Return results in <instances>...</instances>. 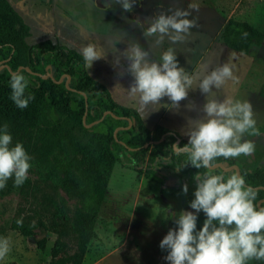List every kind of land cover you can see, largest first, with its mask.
Segmentation results:
<instances>
[{
	"label": "rangeland",
	"instance_id": "374dc122",
	"mask_svg": "<svg viewBox=\"0 0 264 264\" xmlns=\"http://www.w3.org/2000/svg\"><path fill=\"white\" fill-rule=\"evenodd\" d=\"M8 2L30 28V36L26 39L29 45L50 40L79 53L82 43H95L104 57L95 61L90 69L85 67L87 74L105 86L117 104L134 110V102L119 101L120 85L115 88L117 81L124 87L133 81L129 61L124 55L127 44L139 43L149 52L151 61L158 59L171 43L167 36L160 43L156 36L147 38L136 25L127 21V11L121 13L124 20L121 23L119 10L122 7L114 0L111 2L116 11L98 10L94 0ZM100 5H105V1L100 0ZM168 6L187 8L191 12L189 18H198L197 27L191 30L187 39L174 45L179 66L195 75L196 80L188 90V96L179 102L178 109L162 105L144 120L136 110L145 127L152 130L160 126L187 141L183 135L186 118L195 120L203 115L200 106L204 103V95L198 89L199 80L217 64L230 60L235 65L237 79L226 81L217 99H247L251 103L256 124L245 138L254 143V151L240 157L249 168H264V40L260 45H253L247 54H242L229 49L220 38L229 19L244 21L264 32V0H171ZM117 59L119 67L114 64ZM189 102L194 103L191 110L186 107ZM161 103L170 101L164 97ZM152 107L149 105L143 111H150ZM42 113L40 106L37 116ZM58 118L73 146H85L99 161L102 160V136L83 131L76 120L66 115L59 113ZM111 124L114 120L107 118L94 124V131L105 133ZM83 125L90 124L84 120ZM31 157L32 167L25 183L17 187L9 179L6 187L0 189V237H6L10 245L7 255L0 257V264H48L56 238L50 225L53 221L60 223L63 215L70 218L74 210V201L67 200L65 205L62 204L61 198H66L57 190V177L49 171L50 166H36L35 157ZM157 171L165 176V184L148 180L118 162L113 164L106 197L82 264H168L164 260L167 253L160 249L159 242L170 228L176 227L174 221L168 219L169 214L191 210L189 202L193 199L195 184L184 194L185 180L176 178L168 163L160 162ZM13 220H25L35 225V235L27 238L10 229ZM39 223L47 228L42 229ZM44 236L48 241L45 249L39 250L35 240ZM67 245L66 253L71 254L73 244L67 240Z\"/></svg>",
	"mask_w": 264,
	"mask_h": 264
},
{
	"label": "trees",
	"instance_id": "16d2710c",
	"mask_svg": "<svg viewBox=\"0 0 264 264\" xmlns=\"http://www.w3.org/2000/svg\"><path fill=\"white\" fill-rule=\"evenodd\" d=\"M244 33H247L246 37ZM29 36L30 28L22 17L8 0H0V123L9 125L13 142L23 143L27 152L35 157L36 166H50L49 171L57 177V190L66 198H61L62 204L65 205L67 200L74 201L70 218L63 215L60 223L53 221L50 225L56 238L48 264H82L115 162L159 184H165L166 178L157 171V166L160 162L168 163L172 174L185 180L188 187L195 184V173L207 170L195 169L188 164L186 154L172 149V144L183 145L186 140L160 126L147 129L136 110L117 104L106 87L87 74L77 51L50 40L29 45L26 42ZM220 38L229 49L247 54L253 45L263 42L264 32L244 21L229 19ZM18 70H23L28 77L27 91L34 95L25 109L17 108L10 99L8 81L10 74ZM66 76L69 77L67 85ZM61 77L62 81L57 83ZM40 106L43 113L38 117ZM105 112L111 115H105L101 123L107 118L114 120L105 133H96V124L89 128L83 125L84 115L86 122L91 124L100 120ZM59 113L76 120L83 131L102 136V160L99 161L85 146L72 145L59 121ZM116 128L121 129L114 137ZM36 144L38 148H34ZM219 164L221 166H216ZM234 166L237 171L230 169ZM211 167L217 174L235 172L243 175L246 184L257 191V206H264V168H249L240 156L218 157ZM204 219L201 212L198 228ZM17 221H11L10 229L27 238L35 235V225L25 220ZM38 225L47 228L43 223ZM67 240L74 247L71 254L66 253ZM47 241L46 236L36 239V247L44 250ZM249 264L264 262L253 260Z\"/></svg>",
	"mask_w": 264,
	"mask_h": 264
},
{
	"label": "clouds",
	"instance_id": "9594fccd",
	"mask_svg": "<svg viewBox=\"0 0 264 264\" xmlns=\"http://www.w3.org/2000/svg\"><path fill=\"white\" fill-rule=\"evenodd\" d=\"M123 10L132 12L138 0H114ZM187 8L169 7L154 13L151 23L140 21L146 36H156L157 43L165 36L171 41L158 59L149 60V52L137 42H129L124 55L129 61L133 81L124 87L119 81V101L134 102V107L144 120L162 105L168 109L179 108V102L188 96L196 76L179 66L175 44L183 42L191 30L198 25V18L192 17ZM146 25V26H145ZM245 37L247 33L243 34ZM116 43H119L118 41ZM79 54L87 69L104 56L93 42L82 43ZM120 66V61H114ZM235 65L231 61L217 64L199 80L198 89L204 95L200 106L202 116L193 120L186 118L183 135L187 143L172 144L173 150L186 154L188 164L195 169H206L193 175L195 189L189 209L171 212L168 219L176 225L170 228L159 242L167 254L168 264H249V261L264 262V206H257V191L246 184L239 173L217 174L211 171L212 162L218 157H239L254 151V143L245 134L256 124L251 103L247 99L218 100V93L226 81L235 80ZM10 99L19 109L28 107L34 95L28 92L29 79L23 70L10 74L8 81ZM167 97L170 103L162 104ZM152 105L150 111H143ZM186 107L191 110L194 103ZM32 157L22 142H13V135L7 123H0V189L6 187L9 179L17 187L28 179ZM187 164V165H188ZM181 169V168H178ZM184 194L188 185L182 186ZM205 219L198 228L200 213ZM21 223V221H17ZM10 250L9 240L0 237V257Z\"/></svg>",
	"mask_w": 264,
	"mask_h": 264
},
{
	"label": "flooded vegetation",
	"instance_id": "af4514ba",
	"mask_svg": "<svg viewBox=\"0 0 264 264\" xmlns=\"http://www.w3.org/2000/svg\"><path fill=\"white\" fill-rule=\"evenodd\" d=\"M105 5L101 6L100 5V0L97 1L96 4L97 7H99L98 10H114V4H112L111 0H104ZM171 0H138L137 4L133 5V10L132 12L127 13V21L136 25L140 31L144 33V26H141L140 23H137V20L140 21H145L147 20L149 23H151V17L153 16L154 13H158L160 11H167L170 6ZM122 7V6H121ZM119 15L121 18V13H125L126 10L120 9L119 10ZM121 23H124V20L121 18ZM146 26V25H145ZM132 31V30H131ZM133 35H137L134 34ZM146 36V35H145ZM147 38H150L151 36H146Z\"/></svg>",
	"mask_w": 264,
	"mask_h": 264
},
{
	"label": "water",
	"instance_id": "95a60500",
	"mask_svg": "<svg viewBox=\"0 0 264 264\" xmlns=\"http://www.w3.org/2000/svg\"><path fill=\"white\" fill-rule=\"evenodd\" d=\"M97 1H98V0H95V3H97ZM48 76H50V74H48ZM43 78H44V77H43ZM62 79H63V77H61V78L57 81V83H60V82L62 81ZM68 81H69V77L66 76L65 85H67ZM105 115H111V114L108 113V112H105L100 120L95 121V122L91 123L90 125H88V126H86V127L89 128V127H91L92 125L99 123L100 121H102V119H103V117H104ZM113 117H114V116H113ZM114 118H116V117H114ZM84 120H85V115L82 117V122H83V123H84ZM118 129H121V128H116V129L113 131V136H114V137H115L116 132H117ZM216 166H221V164L216 165ZM216 166H215V167H216ZM211 168H212V167H211ZM230 169H233V170H236V171H237V167H236V166L231 167Z\"/></svg>",
	"mask_w": 264,
	"mask_h": 264
}]
</instances>
